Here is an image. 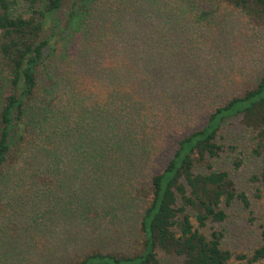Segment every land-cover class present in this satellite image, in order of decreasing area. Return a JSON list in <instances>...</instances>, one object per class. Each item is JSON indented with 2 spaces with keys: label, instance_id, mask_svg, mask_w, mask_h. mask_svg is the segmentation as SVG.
Listing matches in <instances>:
<instances>
[{
  "label": "trees",
  "instance_id": "obj_1",
  "mask_svg": "<svg viewBox=\"0 0 264 264\" xmlns=\"http://www.w3.org/2000/svg\"><path fill=\"white\" fill-rule=\"evenodd\" d=\"M222 3L263 28L264 0H0V264H163L157 249L182 257L171 264L264 262V227L249 254L205 229L249 205L210 160L229 118L256 132L264 190V74L212 106L199 78ZM95 211L132 220L140 248L33 260L35 238ZM17 237L27 249L10 260Z\"/></svg>",
  "mask_w": 264,
  "mask_h": 264
},
{
  "label": "rangeland",
  "instance_id": "obj_2",
  "mask_svg": "<svg viewBox=\"0 0 264 264\" xmlns=\"http://www.w3.org/2000/svg\"><path fill=\"white\" fill-rule=\"evenodd\" d=\"M226 8L228 7L223 3L220 5L215 21H211L210 25L213 28L223 25V33L214 29L213 36L204 42L198 57V65L203 71L199 78L212 85L209 96L212 100L211 106L244 91L258 76L264 74V26L260 29L252 28L242 14H226ZM23 9L25 7L20 4L17 11ZM216 81L223 84V90L216 86ZM217 142L222 145V151L218 157L210 159L211 164L217 170L224 169L229 172L235 188L244 192L249 205L245 207L241 201L234 200L230 206L224 207V220L208 222L205 229L222 231L223 248L234 254H249L258 245L260 232L264 227V190L257 181L251 179L253 174L259 173L262 165L261 157L252 152L256 143V132L242 123L241 116H235L222 125L217 134ZM235 161H240L239 166L235 165ZM159 167L161 164L156 163L153 169L157 170ZM99 214L101 212H88L90 219L82 218L80 221L74 218L58 220L52 239V236L45 239L35 238L33 260L48 257L52 262L66 261L69 257L81 255L94 247L124 251L140 248V233L135 230L132 220H120L110 224L109 220L95 217ZM15 239L18 240L15 243L17 249L9 255L10 260L16 257L15 252L27 249L26 246H19L18 237ZM4 249H7L6 245L0 248V255L6 258L4 255L7 250ZM156 253L163 264L182 261V257L176 254L159 249ZM232 263L250 264L234 257Z\"/></svg>",
  "mask_w": 264,
  "mask_h": 264
}]
</instances>
